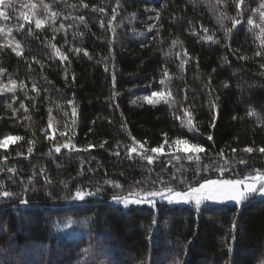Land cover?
<instances>
[{
    "label": "trees",
    "instance_id": "1",
    "mask_svg": "<svg viewBox=\"0 0 264 264\" xmlns=\"http://www.w3.org/2000/svg\"><path fill=\"white\" fill-rule=\"evenodd\" d=\"M262 4L0 5V141L8 140L0 147V191L23 193L0 196V264H264V200L128 209L111 203L114 195L161 189L152 182L174 173L192 186L205 177L264 173V55H255L264 52ZM152 91L164 92L167 102L146 104ZM177 139L204 151L184 153ZM65 143L75 148L57 153ZM158 146L161 153L150 152ZM212 160L230 167L197 171ZM136 181L143 185L134 187ZM78 190L94 195L75 200ZM63 227L80 234L65 235Z\"/></svg>",
    "mask_w": 264,
    "mask_h": 264
},
{
    "label": "snow or ice",
    "instance_id": "2",
    "mask_svg": "<svg viewBox=\"0 0 264 264\" xmlns=\"http://www.w3.org/2000/svg\"><path fill=\"white\" fill-rule=\"evenodd\" d=\"M242 2V0H241ZM6 0H0V5H5ZM31 7H35V5H32ZM261 7H264V4L261 5ZM116 9H113V13L115 14ZM5 14L3 11H0V17H3ZM264 15V14H262ZM23 19L25 21L29 20L28 15H24ZM82 19V17H81ZM113 19H115V15H113ZM43 23L42 20L36 19L35 20V25L36 28H40L41 24ZM234 23H239V21H235ZM248 23L251 24L252 20L249 19ZM103 27V24L101 25ZM264 31V29H262ZM209 40L212 39L211 36L208 37ZM79 51V49H77ZM256 56H261L264 55V52L262 51H257L255 53ZM64 59H67V57H64ZM264 67V65H262ZM264 75V73H261ZM161 84H163V81H161ZM11 91V89H8ZM160 98V99H165V93L162 91H152L150 95H146L143 97L145 101H147L148 104H153L154 99L153 98ZM217 99H219L217 97ZM133 103H136V101H132ZM167 102V101H165ZM69 103H72V101H69ZM23 107V105H21ZM209 107L210 108H215L216 105L212 102L209 101ZM72 115H75V106L73 105V113ZM213 120H215V117H213ZM189 126L192 125V120H188ZM214 126V124H213ZM166 135V134H165ZM209 141L213 139L211 135L207 137ZM135 143H139L138 141H134ZM167 142V141H165ZM106 143V142H105ZM176 145L180 144H187L188 141L186 140H181L177 139L174 141ZM8 140L5 139L3 141H0V147L7 146ZM61 147L63 148H75V145H69L68 143H65L63 145L55 146V151L59 153L61 151ZM89 147H92V145H89ZM99 147L104 148V144H100ZM119 147V145H118ZM127 147V146H125ZM143 147V145H141ZM193 148L196 152H201L204 151V149L200 145H193ZM162 146L158 147H152L150 149V152L153 154L156 153H161ZM29 152L32 151L31 148L28 149ZM233 152L236 150L233 149ZM244 152L247 153H252L254 151V148L252 147H246L243 149ZM260 152H264V147L259 148ZM137 152V149L135 147H132L131 149L128 150V158H132V153ZM143 159H146L148 164H152L154 162V157L152 155L145 154L143 152L139 153ZM116 155L119 156V151L116 152ZM217 156L220 159H223V152L221 151L220 153L217 154ZM189 160L193 159L192 156L188 157ZM196 160L199 161L200 157L197 156ZM240 163H244L243 160L240 161ZM230 167V162L227 160H224L223 164H218L217 160H212L209 164L203 165L200 169L197 171H209L212 170L213 168L218 169L219 171H225L227 168ZM11 171V169H9ZM177 172H179V169H177ZM123 175V174H122ZM204 182L200 183L199 181H196L198 186H192L190 182H186L184 179L183 175H177L174 173L168 181L160 180L159 178L157 181H153V185L157 182H159L162 185L161 189L158 190H146L143 192L136 191V192H130L129 195H131L133 198L129 199L127 196H120V195H114L112 199L118 203H123L125 207H127L130 204L133 205H141L144 203H147L153 207H155L156 204V198L158 197L161 201H167L168 204H173V203H189L191 201H195L196 205L199 206L202 202L207 201V202H221V201H235L239 203L241 200L245 199L248 194L251 193H258L260 195H264V174L258 173L252 178V182H246L248 178L246 177L244 180L240 179H235V180H222V179H210V178H203ZM176 182L174 186H169L172 184V182ZM48 183H51L50 181ZM64 183V182H62ZM106 184H112L114 188H122V186L119 183H115L112 181H105ZM143 185V181H136L134 184V187H141ZM184 185H187L186 187H182ZM243 185V187H241ZM259 185V187H257ZM2 187V185H0ZM65 187H67V184L65 183ZM176 187H182V190H175ZM35 191V189H32ZM27 191V189H25ZM100 191V188H97V192ZM50 194V193H49ZM13 195L21 196L23 193H12L8 190L0 191V196H3L5 198L12 197ZM92 196L94 193L88 192L84 193L81 191H77L75 193V200H84L85 196ZM22 204H27V200H21Z\"/></svg>",
    "mask_w": 264,
    "mask_h": 264
},
{
    "label": "rangeland",
    "instance_id": "3",
    "mask_svg": "<svg viewBox=\"0 0 264 264\" xmlns=\"http://www.w3.org/2000/svg\"><path fill=\"white\" fill-rule=\"evenodd\" d=\"M167 95L165 94V99H160V98H153L154 99V103L151 104V105H155V104H158V103H165V101H167ZM145 101V100H144ZM146 104L147 101H145ZM150 105V104H148ZM175 145V148L176 149H179L180 151H183L184 153H196V151L194 150L193 147L187 145V144H180V145ZM258 174V173H257ZM256 174V175H257ZM260 174H264V173H260ZM255 176V175H254ZM248 177V180L246 182H252V178L254 177ZM223 180V179H222ZM240 180H244V179H240ZM203 183V182H202ZM198 186V185H197ZM241 187H243V185H241ZM257 187H259V185H257ZM129 199H132L133 197L131 195H128L127 196ZM250 200H264V195H260L258 193H251V194H248L247 197L243 200H241L239 203L235 202V201H221V202H207V201H204L202 202L199 206L196 205L195 201H191L189 203H173L171 204L172 206H183V205H188V204H193L197 207H200V206H205V205H210V206H220V205H234V206H240L242 205L243 203H245L246 201H250ZM157 202H161V203H165L167 205H170L167 203V201H161L158 197L156 198V203ZM111 203L114 204L115 206H118V207H122L123 209H128V208H131V207H138V206H148V207H152L151 205L147 204V203H144V204H141V205H133V204H130L128 205L127 207H125L123 205V203H118L114 200H111ZM63 234L65 235H70V234H80L78 231H70L69 229L67 228H64L63 227V231H61Z\"/></svg>",
    "mask_w": 264,
    "mask_h": 264
}]
</instances>
